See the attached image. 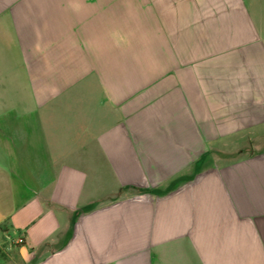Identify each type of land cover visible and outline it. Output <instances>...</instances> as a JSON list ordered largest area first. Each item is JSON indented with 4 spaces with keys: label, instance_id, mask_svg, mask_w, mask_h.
Wrapping results in <instances>:
<instances>
[{
    "label": "crops",
    "instance_id": "0c3cea01",
    "mask_svg": "<svg viewBox=\"0 0 264 264\" xmlns=\"http://www.w3.org/2000/svg\"><path fill=\"white\" fill-rule=\"evenodd\" d=\"M264 0H0V264H264Z\"/></svg>",
    "mask_w": 264,
    "mask_h": 264
},
{
    "label": "rangeland",
    "instance_id": "374dc122",
    "mask_svg": "<svg viewBox=\"0 0 264 264\" xmlns=\"http://www.w3.org/2000/svg\"><path fill=\"white\" fill-rule=\"evenodd\" d=\"M261 6H262V9L264 10V3Z\"/></svg>",
    "mask_w": 264,
    "mask_h": 264
}]
</instances>
